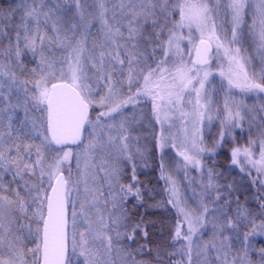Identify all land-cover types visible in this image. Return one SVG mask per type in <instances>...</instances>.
Returning a JSON list of instances; mask_svg holds the SVG:
<instances>
[{
  "label": "snow or ice",
  "instance_id": "6c2138e0",
  "mask_svg": "<svg viewBox=\"0 0 264 264\" xmlns=\"http://www.w3.org/2000/svg\"><path fill=\"white\" fill-rule=\"evenodd\" d=\"M0 264H264V0H0Z\"/></svg>",
  "mask_w": 264,
  "mask_h": 264
},
{
  "label": "trees",
  "instance_id": "16d2710c",
  "mask_svg": "<svg viewBox=\"0 0 264 264\" xmlns=\"http://www.w3.org/2000/svg\"><path fill=\"white\" fill-rule=\"evenodd\" d=\"M252 53H255V46H252ZM213 132L216 131L215 128L212 129ZM241 143H243V140H241ZM170 156L175 157V152H171ZM178 159V158H177ZM219 163L224 166L228 164V160L226 157L222 154L218 158ZM149 166L148 167H141L138 169L139 178L142 181L144 187L146 188L145 191V197L148 200V204H152L155 201H160L162 199H166L167 194L164 192V181L159 179V169L158 165L153 161L149 160ZM181 177H177V179H180ZM149 194H151L149 196ZM188 195H191V192H188ZM137 211L139 213H144L145 208L141 207L138 208ZM148 219L152 221H156L157 223L162 219L167 217L168 213H166L163 209H153L148 208ZM159 226V225H158ZM150 236L153 240H159L161 239V236L158 232V227L155 229H150Z\"/></svg>",
  "mask_w": 264,
  "mask_h": 264
},
{
  "label": "rangeland",
  "instance_id": "374dc122",
  "mask_svg": "<svg viewBox=\"0 0 264 264\" xmlns=\"http://www.w3.org/2000/svg\"><path fill=\"white\" fill-rule=\"evenodd\" d=\"M218 79V78H217Z\"/></svg>",
  "mask_w": 264,
  "mask_h": 264
}]
</instances>
